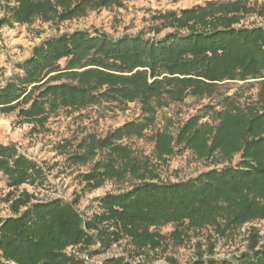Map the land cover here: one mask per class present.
<instances>
[{"label": "trees", "instance_id": "1", "mask_svg": "<svg viewBox=\"0 0 264 264\" xmlns=\"http://www.w3.org/2000/svg\"><path fill=\"white\" fill-rule=\"evenodd\" d=\"M4 1L0 26L64 22L123 6V0ZM152 14L154 35L170 30L161 38L63 33L36 45L17 65L19 73L0 87V114L16 113L17 123L33 125L34 132L60 111L71 116L103 104L120 112L129 104L140 107L136 120L104 136L88 133L55 145L67 167L90 166L79 175L83 191L105 182H132L131 187L99 197L89 217L77 210V195L41 201L22 192L11 204L13 215L0 217V264H94L66 250L77 247L92 256L123 240L127 253L100 264H147L137 258L165 253L204 229L225 236L264 219V27L244 24L250 16L264 19V0H210ZM250 80L259 82L256 101L240 103L234 94L219 93L227 84ZM215 96L222 106H207L211 122L194 115L175 133L162 127L147 135L160 109L187 97ZM146 137L153 151L138 155L129 143ZM185 151L200 161L227 164L186 180L161 181L158 168ZM0 173L12 190L47 179L45 169L14 145H0ZM166 226L172 231L163 235L159 230ZM209 252L191 264H264V245L257 246L255 235L238 256L217 259Z\"/></svg>", "mask_w": 264, "mask_h": 264}, {"label": "rangeland", "instance_id": "2", "mask_svg": "<svg viewBox=\"0 0 264 264\" xmlns=\"http://www.w3.org/2000/svg\"><path fill=\"white\" fill-rule=\"evenodd\" d=\"M206 1L210 0H123L121 8L93 11L79 19L64 22L36 20L30 25L0 26V87L5 85L8 78L19 73L16 69L17 65L28 59L32 49L45 39L75 30H86L91 33L97 30L112 39L126 35H142L149 39L161 38L170 30L166 29L154 35L150 21L152 13L188 9L202 5ZM251 1L261 3L263 0ZM2 3L5 1L2 0ZM3 15L4 12L0 10V19ZM244 24L264 27V19L250 16ZM61 63L64 65V62ZM258 92L259 82L254 80L230 83L219 91L223 97L234 94L235 100L240 103L256 101ZM220 99L221 96L201 100L187 97L181 103L170 104L157 112L155 126L148 131L147 135L162 127L175 133L186 120L194 115L203 117L201 121L211 122L212 112L207 106H212L215 111L219 110L222 106ZM139 108L138 104H129L124 112H120L103 104L71 116L60 111L56 116L49 118L44 129L36 132L32 130L33 125L18 124L16 113L0 114V145H14L19 153L42 166L47 176L42 185L24 184L12 190L8 187L7 177L0 173V217L13 215L11 204L22 192L29 193L41 201L54 198L71 201L77 195L80 197L76 206L77 210L83 216L89 217L96 211V200L99 197L129 189L132 182H105L99 188L83 191L84 184L81 183L79 175L87 172L90 166L67 167L65 155L57 153L55 145L65 139L80 138L88 133L104 136L124 123L136 120L140 115ZM129 144L138 155L150 156L153 151V143L148 137L134 139ZM237 161L238 156L234 158L232 164ZM226 164V162L200 161L189 151H185L170 158L165 165L158 168L157 173L161 181L178 182L213 168H221ZM23 210V207L20 208V211ZM159 231L163 235H168L172 227L166 226ZM253 235L257 236V246L264 245V219L245 223L225 236L216 234L212 229H204L180 246L170 245L165 253L146 252L137 260H144L147 264H191L200 254L208 257L210 250L214 258H232L247 250ZM69 248L71 249L68 253ZM69 248L66 250L68 254H74L94 264H100L107 257L125 255L130 249L126 240L113 245L105 253L92 256H89L86 251L81 252L77 247ZM95 249L96 247H91L90 253Z\"/></svg>", "mask_w": 264, "mask_h": 264}, {"label": "built area", "instance_id": "3", "mask_svg": "<svg viewBox=\"0 0 264 264\" xmlns=\"http://www.w3.org/2000/svg\"><path fill=\"white\" fill-rule=\"evenodd\" d=\"M70 249H71V248H69V249L67 250L68 253H69Z\"/></svg>", "mask_w": 264, "mask_h": 264}]
</instances>
